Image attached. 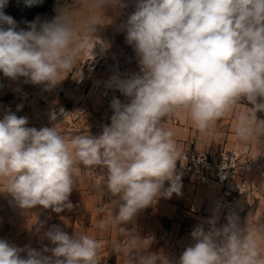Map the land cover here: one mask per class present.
<instances>
[{"label":"clouds","instance_id":"obj_1","mask_svg":"<svg viewBox=\"0 0 264 264\" xmlns=\"http://www.w3.org/2000/svg\"><path fill=\"white\" fill-rule=\"evenodd\" d=\"M119 3L93 0V7ZM8 6L9 0H0V72L46 88L71 72L79 55L89 50L96 26L104 24L99 12L77 23L66 0H57L54 17L37 16L26 22L27 30L17 31L14 18L4 11ZM123 29L140 74L112 78L109 87L115 86L128 102L112 100L114 114L102 134L66 137L56 126L28 127L27 117L11 112L0 119V191L9 192L22 209L40 205L59 213L71 208L69 196L81 180L80 165L106 168V179L96 187L104 184L117 197L98 209L105 213L98 222L101 230L132 221L158 196L179 194L176 163L184 156L172 131L164 127L171 116L184 115L198 132L207 134L247 101L252 107L236 116L235 135L244 143L264 137V120L257 118V112H264V0H136ZM51 119H56L54 114ZM226 219L221 227H216L215 216L207 221V230L196 226L193 243L178 264H264V225L242 228L237 216ZM45 235L55 247L43 251L52 256L0 240V264L101 260L105 242L94 235L70 236L56 226ZM124 235L126 243L113 244L114 252H123L124 264H172L162 255L140 254L150 239ZM133 250L135 257L130 255Z\"/></svg>","mask_w":264,"mask_h":264},{"label":"crops","instance_id":"obj_2","mask_svg":"<svg viewBox=\"0 0 264 264\" xmlns=\"http://www.w3.org/2000/svg\"><path fill=\"white\" fill-rule=\"evenodd\" d=\"M110 68L109 81L113 77L128 78L123 77L127 71L126 67L118 70L115 65H111ZM114 98L122 103L128 102V98L115 86L108 85L105 98L107 106L97 109L99 112L87 107L82 108L78 121L74 123L75 128L71 129L74 135L85 132L92 136L102 134L103 128L110 126L111 118L93 119L89 115H113L111 102ZM246 107H252V105L242 101L234 113L218 120L207 134L198 132L192 126L190 119L184 115L167 118L164 121V127L172 131L181 149L194 147L199 151L218 152L228 148H245L253 154H264V137H261L259 141L244 143L235 135L236 116L247 111ZM3 117L4 115H0V119ZM257 118L264 120V112H257ZM71 130H65L62 133L70 137ZM191 140L195 141L193 145L189 143ZM179 164L180 160L176 163L177 173L181 177L179 194L173 193L170 197L158 196L149 206L139 210L132 221L122 223L118 225V228L109 225L105 230H101L98 226L99 220L105 215V213H99L98 209L111 204L117 197H113L104 184H101L99 188L96 187L95 183L101 181L103 177L106 179L107 170L103 166L88 169L80 165L81 180L74 184L68 201L72 207H64L59 213L52 208H44L40 205L22 209L9 192L0 191V240H6L19 248L35 249L45 256H52L51 251H43L45 247L49 249L55 247L45 233L56 226L70 236L85 232L104 241L105 247L100 249L99 253L101 256L99 264H124L123 252L113 251L114 243L121 245L126 243L124 233L151 240L148 248L141 250V255L163 256L169 250L172 253L185 250L193 243L191 232L194 228L202 224L207 230L210 227L207 221L214 216L218 217L216 227L225 225L229 215L237 216L242 228H246L248 224L253 228L258 224L264 225V177L260 176L259 171H253L248 175L252 183L259 187V191L256 192V197L243 202L246 207L228 208L224 212H217L213 210V200L217 196L218 185L213 181L203 183L198 177L184 173L179 168ZM169 186V182L166 181L165 188ZM117 211L118 206H114L113 215ZM130 255L135 257V250ZM21 256L26 257V252H22ZM173 258L176 260V257L173 256Z\"/></svg>","mask_w":264,"mask_h":264},{"label":"rangeland","instance_id":"obj_3","mask_svg":"<svg viewBox=\"0 0 264 264\" xmlns=\"http://www.w3.org/2000/svg\"><path fill=\"white\" fill-rule=\"evenodd\" d=\"M66 2L77 23L82 24L94 12H99L104 23L96 26L94 39L89 42V50L79 55L71 72L63 73L62 78H65L52 88H46L44 84L25 82L23 77L12 80L0 72V115L11 112L18 117H27V126L38 130L56 126L61 132L68 131L75 128L74 123L78 121L82 108L99 112V108L107 106L105 98L111 82L110 66L115 65L118 70L126 67L127 71L123 74L126 78L138 62L133 46L126 42V31L123 29L129 15L135 10L136 0H120L119 4L107 6L106 9L94 8L93 0H83L82 3H75V0ZM56 3L57 0H40L33 20L37 16L42 19L54 17ZM49 9L52 10L51 13ZM18 106H21L19 111ZM53 114L55 120L51 119ZM89 116L103 120L110 119L112 115ZM69 132L70 137L74 135V131Z\"/></svg>","mask_w":264,"mask_h":264},{"label":"built area","instance_id":"obj_4","mask_svg":"<svg viewBox=\"0 0 264 264\" xmlns=\"http://www.w3.org/2000/svg\"><path fill=\"white\" fill-rule=\"evenodd\" d=\"M140 74V66L129 71L127 77ZM195 141L189 143L193 145ZM184 159L180 160L179 168L194 175L203 183L210 181L218 185L216 198L213 200V210L224 212L228 208L246 207L243 202L256 197L259 187L249 179V173L259 171L264 177V154H253L245 148H228L218 152L199 151L194 147L184 148ZM184 250L178 253H164L172 264H178ZM175 254L176 260L173 258Z\"/></svg>","mask_w":264,"mask_h":264},{"label":"trees","instance_id":"obj_5","mask_svg":"<svg viewBox=\"0 0 264 264\" xmlns=\"http://www.w3.org/2000/svg\"><path fill=\"white\" fill-rule=\"evenodd\" d=\"M40 0H9V6L5 8V13L11 15L16 22V30H27V23L33 21V15L37 10ZM49 9V13H51Z\"/></svg>","mask_w":264,"mask_h":264}]
</instances>
